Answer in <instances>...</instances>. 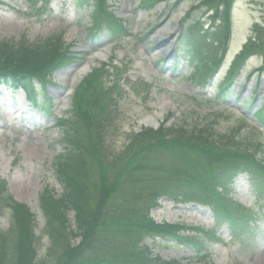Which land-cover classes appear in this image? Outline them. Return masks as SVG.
Masks as SVG:
<instances>
[{
  "label": "rangeland",
  "instance_id": "obj_1",
  "mask_svg": "<svg viewBox=\"0 0 264 264\" xmlns=\"http://www.w3.org/2000/svg\"><path fill=\"white\" fill-rule=\"evenodd\" d=\"M33 1L0 0V42L19 43L25 39L33 45L61 37L71 51L78 54L74 66L57 73L45 90L39 91L40 103L45 99V94L52 99L58 109L56 117L66 116L71 111L78 84L93 68H98L101 63L112 62L115 69L109 73L111 77L103 76L107 85L116 82L119 88L115 96L117 107L110 108L111 120L105 126L104 149L109 160L112 155L127 151L133 135L154 128V125L142 123L144 118L153 116L158 119L159 125L167 128H210L216 136L235 131L240 125L241 145L253 149L261 144L264 153V128L258 125L255 118L259 108L264 107V0H233L225 60L217 69L214 81H209V85L203 88L198 79L200 73L192 69L191 65L181 62L175 72L173 70V66L183 56H178L175 48L181 23L187 19L186 16L188 20H199L205 29H210L216 21L213 13H209L210 9L200 5L202 0L164 1L148 11L139 8L141 0H109L108 8L127 22L131 32L127 39L113 44L105 43V33L93 35L85 31L91 24V12L89 9L78 10L73 0H50L49 5L36 14L34 11L42 8V5L37 0L36 3ZM221 18L222 14L219 15ZM222 24L216 21L213 27L217 29ZM256 24L262 29L259 37L253 33L256 32ZM251 36L256 38L254 55L235 78L226 102L215 105L214 89L223 84L229 65ZM199 39L201 46L197 58H203L206 54L205 60H210L212 54L219 53L216 51L218 46L213 45L211 40L201 36ZM162 58L164 60L161 61ZM82 69L84 73L79 75ZM117 93L122 95L119 100ZM164 102L171 104L166 111L161 109ZM44 116L40 109L29 105L22 92L12 93L0 87V178L6 182L10 196L17 203L27 206L35 216V236L41 238L39 260H49L46 256L51 248L49 238L43 235L45 217L38 205L39 194L48 189L56 197L61 196L62 189L56 182L53 166L55 158L64 149L60 140L62 133L56 129L55 120ZM173 151L177 153H165ZM165 152L160 155L151 153L144 156L143 160L135 156V164L142 170L135 171L134 164L128 174L124 175V170L116 177L118 185H115L113 194L106 200L108 203L103 211L105 222L99 232V241H96L95 250L86 251L84 257L113 261L145 252L142 246H147L153 256L165 262L264 264L260 259V256L264 257V200L250 188L245 177L234 181L231 197L257 212V226L249 238L232 241L228 229L222 227L216 237L224 241L222 244L212 243L209 247L210 256L202 260L195 256L192 248L183 246L181 242L155 241L151 237L144 238V235L137 239L131 238L133 233L129 231L130 226L124 222L136 224L145 209L151 206L150 196L156 191L159 205L157 209L151 210V217L156 223H182L187 227L205 230L213 226L209 208L194 203L177 206L165 198L167 188L175 191L178 185L188 183L183 171H191L192 167H195L192 171H196L199 168L194 165L193 158L184 160L185 154L179 149ZM177 167L182 172L174 173ZM67 215L71 231L77 232L74 212H68ZM0 230L8 232V216L0 218ZM80 242V238H74L70 246ZM141 243L142 246H138Z\"/></svg>",
  "mask_w": 264,
  "mask_h": 264
},
{
  "label": "trees",
  "instance_id": "obj_2",
  "mask_svg": "<svg viewBox=\"0 0 264 264\" xmlns=\"http://www.w3.org/2000/svg\"><path fill=\"white\" fill-rule=\"evenodd\" d=\"M75 1L80 7H94H92L91 30H99L101 23H104L108 25L111 35L115 36L118 33L127 35L124 22L116 19L107 10L106 0ZM159 1L162 0H142V5L148 8ZM232 2L233 0L202 1L203 5L213 8L215 17H218L220 13L223 16L221 28L212 36L210 35L213 41L219 44L221 50L220 55H215L213 60H209L216 65L215 67H218L223 60L229 40ZM43 3L46 5L47 0H43ZM192 24H194L192 30L187 27L183 38L185 44L194 40L193 43L196 45L199 35L206 37L209 31L201 30L198 27L199 23L195 21ZM255 29L259 31L257 26ZM260 35L262 34L259 33L258 36ZM255 48L254 43L249 40L244 50L236 56V61L232 65L233 69L239 70L246 56L253 54ZM76 59L77 57L72 55L61 37H54V39H47L43 43L33 45L25 39L19 43L1 41L0 83L3 82L11 88L25 89L29 99L35 102L34 84L45 82L56 71L76 62ZM201 65L204 67L203 72L211 69L207 63H201ZM110 66L102 65L79 85L74 94V102L68 119H60L57 122V126L62 131L64 149L54 160V173L57 183L61 185L62 193L58 198L51 190L45 189L39 196L40 209L45 217L43 235L49 238L51 247L46 256L49 260L37 258L41 238L35 236V216L27 206L13 200L8 194L6 183L0 179V217H9L8 232L0 230V264H177L154 260L145 248H143L145 252H139L138 255H127L113 261L84 257L86 251L95 250L96 241H99V232L105 222L103 211L108 203L106 200H109L115 185H118L116 177L120 176L124 170H126L124 175L128 174L130 168L132 169L136 163L135 156H140L143 160L144 156L151 153L152 155L165 153L175 155L177 153L175 151H165L179 149L185 154L183 155L184 160L194 159V165L199 168L192 171L195 167L189 166L192 172L183 171L188 183L178 185L175 191L167 188L166 196L176 203L203 202L204 198L207 199L212 194L221 201L222 205L232 206L227 197L228 190L224 186L226 185L224 183L226 173L232 176L244 171L254 178L257 185L262 186L259 181L264 179V167L261 163L262 158H258L257 149L251 150L247 146L244 148L236 133L216 136L210 128L188 130L186 126L170 128L164 126L158 130L144 129L133 135L126 152L112 155L109 160V155L104 149L105 126L111 120L112 110L110 108L117 107L118 101L115 96L116 90L119 89L116 82L107 85L106 80H103V76L109 75L111 70L115 69ZM117 95L119 100L122 95L118 93ZM258 116L259 121L264 124L263 113L260 112ZM202 163L204 166L224 167L219 169L217 174L216 172L211 174L208 180ZM138 167L135 164V171L142 170V167L139 169ZM178 171L182 172L178 167L174 169V173ZM203 185L210 193L206 192ZM219 188L222 192L218 191ZM156 193L157 191L151 194V206L145 209L136 224L124 222L130 226L129 231L133 233L131 238L137 239L143 235L154 237L172 235L180 239L182 226L156 224L151 220L149 209L157 207ZM216 208L218 212L216 219L220 223H227L233 233L238 234L242 227L246 226L244 221L249 217L244 211L231 214L223 206ZM70 211L75 214L77 232L71 231L68 225L67 214ZM205 236L210 239L213 234L207 233ZM74 238H80L81 242L72 247L70 244ZM183 241L195 244L199 250L202 249L200 239L190 237ZM206 255L204 254L203 257ZM199 257L202 256L199 255Z\"/></svg>",
  "mask_w": 264,
  "mask_h": 264
},
{
  "label": "bare ground",
  "instance_id": "obj_3",
  "mask_svg": "<svg viewBox=\"0 0 264 264\" xmlns=\"http://www.w3.org/2000/svg\"><path fill=\"white\" fill-rule=\"evenodd\" d=\"M84 73V69L80 70L79 75ZM171 106V104L169 103H163V106L161 107L162 111H166L169 107ZM159 115V114H158ZM142 123H144V125L146 126H155L157 124H159V121L156 117H146L143 119ZM260 259L263 261L264 263V257L260 256Z\"/></svg>",
  "mask_w": 264,
  "mask_h": 264
}]
</instances>
